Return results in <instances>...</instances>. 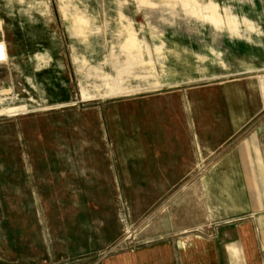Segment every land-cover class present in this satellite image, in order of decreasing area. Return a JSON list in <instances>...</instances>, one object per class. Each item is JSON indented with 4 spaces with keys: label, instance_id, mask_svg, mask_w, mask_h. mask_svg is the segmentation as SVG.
Wrapping results in <instances>:
<instances>
[{
    "label": "crops",
    "instance_id": "crops-1",
    "mask_svg": "<svg viewBox=\"0 0 264 264\" xmlns=\"http://www.w3.org/2000/svg\"><path fill=\"white\" fill-rule=\"evenodd\" d=\"M72 7L0 0V72L41 64L43 86L55 91L56 41L52 52L40 42L39 58L36 41L70 25ZM237 20L236 31L152 34L127 95L97 97V121L111 137L97 148L112 155L106 182L142 192L147 213L160 216L152 245L109 259H25L17 243L8 250L0 223V264H264V16Z\"/></svg>",
    "mask_w": 264,
    "mask_h": 264
},
{
    "label": "rangeland",
    "instance_id": "rangeland-1",
    "mask_svg": "<svg viewBox=\"0 0 264 264\" xmlns=\"http://www.w3.org/2000/svg\"><path fill=\"white\" fill-rule=\"evenodd\" d=\"M71 2V24L36 41L38 58L40 42L52 52L49 39L56 41L55 91L43 86L41 64L0 72V223L8 250L17 243L25 259H109L152 245L160 216L147 213L142 192L106 182L112 155L97 148L111 137L97 121V97L127 95L156 32L236 31L237 18L264 16V0Z\"/></svg>",
    "mask_w": 264,
    "mask_h": 264
},
{
    "label": "built area",
    "instance_id": "built-area-1",
    "mask_svg": "<svg viewBox=\"0 0 264 264\" xmlns=\"http://www.w3.org/2000/svg\"><path fill=\"white\" fill-rule=\"evenodd\" d=\"M0 47H1V49H2V54H3V56H4V47H3V45H1V44H0ZM262 156H263V159H264V149H263V151H262Z\"/></svg>",
    "mask_w": 264,
    "mask_h": 264
}]
</instances>
